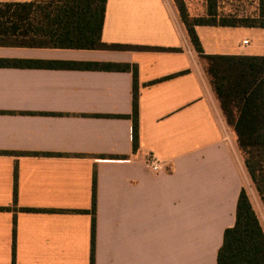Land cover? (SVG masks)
Instances as JSON below:
<instances>
[{
	"label": "crops",
	"instance_id": "0c3cea01",
	"mask_svg": "<svg viewBox=\"0 0 264 264\" xmlns=\"http://www.w3.org/2000/svg\"><path fill=\"white\" fill-rule=\"evenodd\" d=\"M196 32L207 54L264 55V27ZM102 40L178 50L0 46V58L137 65L139 91L134 150L131 70L0 65V264H91L94 171L95 264H218L241 189L263 229L264 204L205 59L167 0H107Z\"/></svg>",
	"mask_w": 264,
	"mask_h": 264
},
{
	"label": "trees",
	"instance_id": "16d2710c",
	"mask_svg": "<svg viewBox=\"0 0 264 264\" xmlns=\"http://www.w3.org/2000/svg\"><path fill=\"white\" fill-rule=\"evenodd\" d=\"M180 20L188 37L205 59L206 70L219 98L227 122L238 136L250 177L264 204V55L207 54L196 25L264 27V0L261 16L218 15L215 4L205 15L191 17L182 0H176ZM107 0L0 1V46L153 49L175 51L176 47L107 43L102 40ZM1 66H50L131 70L133 73V148H139L138 68L129 63H52L0 58ZM167 77V76H166ZM107 116H126L108 114ZM128 116V115H127ZM105 156V155H104ZM115 157V155L111 156ZM17 173L14 201L17 198ZM4 209L5 207H0ZM32 210L34 208H23ZM96 173L92 190L91 264H95ZM16 229L14 228V235ZM15 256V244L13 257ZM218 264H264V229L248 191H240L236 221L224 231Z\"/></svg>",
	"mask_w": 264,
	"mask_h": 264
},
{
	"label": "rangeland",
	"instance_id": "374dc122",
	"mask_svg": "<svg viewBox=\"0 0 264 264\" xmlns=\"http://www.w3.org/2000/svg\"><path fill=\"white\" fill-rule=\"evenodd\" d=\"M179 16L176 0H167ZM191 17L205 15L209 5L215 4L218 15L257 16L260 17L262 0H182Z\"/></svg>",
	"mask_w": 264,
	"mask_h": 264
},
{
	"label": "built area",
	"instance_id": "2783aa9c",
	"mask_svg": "<svg viewBox=\"0 0 264 264\" xmlns=\"http://www.w3.org/2000/svg\"><path fill=\"white\" fill-rule=\"evenodd\" d=\"M243 43H248V39L243 40ZM147 163L153 171L159 172L163 168L165 162L154 152H150L147 156Z\"/></svg>",
	"mask_w": 264,
	"mask_h": 264
}]
</instances>
